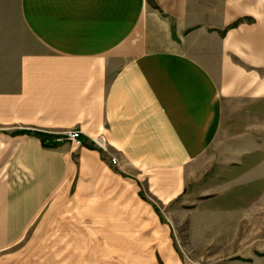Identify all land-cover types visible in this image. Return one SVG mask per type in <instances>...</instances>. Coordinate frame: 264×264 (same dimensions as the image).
Here are the masks:
<instances>
[{
	"label": "crops",
	"instance_id": "crops-1",
	"mask_svg": "<svg viewBox=\"0 0 264 264\" xmlns=\"http://www.w3.org/2000/svg\"><path fill=\"white\" fill-rule=\"evenodd\" d=\"M17 3L35 46L17 52L10 31L1 36L8 54L0 51V251L20 241L73 178L126 163L152 171V192L164 203L220 183L217 192L234 196L232 207L255 211L264 204L249 200L264 194L256 138L242 139L253 146L233 158L232 171L209 179L194 169L208 158L226 111L264 121V0ZM70 128L81 130L82 145L57 140ZM100 132L118 166L93 146L90 137ZM133 188L131 199L119 201L123 219L155 240L150 245L161 264H181L168 225ZM253 217L263 224L256 216L238 221Z\"/></svg>",
	"mask_w": 264,
	"mask_h": 264
},
{
	"label": "rangeland",
	"instance_id": "rangeland-1",
	"mask_svg": "<svg viewBox=\"0 0 264 264\" xmlns=\"http://www.w3.org/2000/svg\"><path fill=\"white\" fill-rule=\"evenodd\" d=\"M0 29L8 30L0 32L2 55L8 54L2 47L8 43H3L1 36H7L9 31L17 52L24 46H35L20 21L17 0H0ZM247 118L244 111H226L220 133L208 150V158L198 161L194 169L208 172L209 179L232 171L233 158L249 149L247 137L256 138L257 155L264 153V121L258 119L255 123L254 119ZM66 130L69 129L63 131ZM99 136L107 140L106 150L92 140L93 146L108 158L116 156L120 164L105 133L90 138ZM244 137L247 139L243 141ZM253 162V159L248 161ZM78 178H73L69 190L54 194L20 241L0 251V264H161L150 245L155 240L140 236V228L123 219L124 208L119 201L131 199L135 183L140 188L138 196L151 204L161 221L168 225L181 264H254L255 259L264 262V229L256 231L264 228V204L255 211L232 207L234 196L217 192L220 183L211 184L207 189L203 184V189L198 191L200 195L197 191L185 190L164 203L152 192L157 190L152 171L140 166L126 163L122 169L101 171L96 177L83 176L84 181ZM258 183L263 188L264 184ZM259 185H256L257 193ZM254 198L264 201V194L251 196L249 200ZM233 215L261 217L263 224L255 223L254 217L239 223L241 218L231 220Z\"/></svg>",
	"mask_w": 264,
	"mask_h": 264
},
{
	"label": "built area",
	"instance_id": "built-area-1",
	"mask_svg": "<svg viewBox=\"0 0 264 264\" xmlns=\"http://www.w3.org/2000/svg\"><path fill=\"white\" fill-rule=\"evenodd\" d=\"M81 134L82 132L80 129L73 128V129H69V130H66L60 133L57 140L58 141H64V140L70 141L72 144L79 146V145H82ZM92 140L98 147H100L103 150H106L107 140L105 139L104 136L95 137ZM110 162L112 165L118 166L119 159L116 156H111Z\"/></svg>",
	"mask_w": 264,
	"mask_h": 264
}]
</instances>
